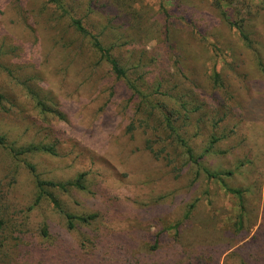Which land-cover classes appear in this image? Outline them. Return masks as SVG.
I'll return each instance as SVG.
<instances>
[{"label":"rangeland","instance_id":"374dc122","mask_svg":"<svg viewBox=\"0 0 264 264\" xmlns=\"http://www.w3.org/2000/svg\"><path fill=\"white\" fill-rule=\"evenodd\" d=\"M63 1L67 13L51 0H0V136L7 139V147L0 145V196L7 214H34L38 224L45 214H60L49 202L34 206L38 192L26 166L32 164L42 179L55 182L88 174V191L59 196L67 212L101 217L94 231L101 257L90 263L92 255L76 256L84 264L114 262L130 248L149 255L155 235L180 221L192 204L200 221L214 218L232 230L239 202L223 182L250 191L242 236H253L264 208V0ZM73 18L114 47L113 56L126 68L140 64L152 72L162 81L161 92L180 99L191 114L171 99L168 110L180 114L168 115L158 105L142 108L125 83L113 81L109 66L99 64L101 55L71 24ZM215 70L222 85L213 82ZM32 92L65 119L45 117ZM193 92L205 101V111L195 112ZM212 136L220 141L203 163L213 173H234L222 182L208 179L179 142L181 137L199 156ZM39 143L55 145L58 155L17 159L11 153V147ZM125 214H144L147 241L139 242L138 229L122 222ZM174 240V231L162 236L156 264H213L218 253L220 264L242 260L243 252H225L213 238L199 246ZM57 252L49 259L25 254L11 263H75L66 251Z\"/></svg>","mask_w":264,"mask_h":264},{"label":"trees","instance_id":"16d2710c","mask_svg":"<svg viewBox=\"0 0 264 264\" xmlns=\"http://www.w3.org/2000/svg\"><path fill=\"white\" fill-rule=\"evenodd\" d=\"M51 3L56 4L60 10L67 13L63 0H51ZM165 15L167 19L170 18L168 10L165 11ZM71 24L81 35L89 39L93 49L101 55L99 64L105 63L109 66V72L111 73L113 81L115 83H125L134 97L140 101V105H143L142 108L145 106L147 109L155 110L156 105H158L159 109L163 110L168 115L180 114L179 109L168 110L166 103L168 99H171L172 101H175L177 105H181L182 109L188 110L186 104H178L180 99L176 97L174 98V96H171L169 93L161 92V88L163 87L161 84L162 81L151 78L152 72H145V67L143 65L137 64L133 67L126 68L120 58H115L113 56L112 51L114 47H107L102 42L100 38L101 35H96V32H91L86 29L80 19L73 18ZM237 29L241 31L243 38L248 41V37L243 33L241 28ZM151 63L153 64L152 61ZM213 82L216 85H222L220 84V74L217 70L214 71ZM36 93L32 92V96L37 103L38 109L45 117H48V115H54L62 120L65 119V116L61 112L55 109L54 106L47 101H43L40 94ZM188 93H190L189 96H191V90L190 92L188 91ZM193 95L197 99L195 112L199 113L201 110L205 111V101L201 100L199 96H196L197 94L195 92H193ZM181 99L184 100V97L181 96ZM190 114L191 112L188 110L187 115ZM146 115L149 117L147 113ZM202 120H204L203 117ZM144 121L145 120L143 119V122ZM173 123L174 120L167 117V125L175 132L176 128ZM218 125H220V121H217L214 127L216 128ZM6 140V136H0V145L7 147ZM179 140L183 148L186 149L188 160L198 166L208 179L211 181L217 180L222 182L223 177H233V172L225 174L219 172L213 173L204 166L203 158L205 157V154H208L213 150L220 141V138L212 136L209 142V148L204 151V154L199 156L196 155L194 147L188 145L181 137ZM10 149L13 157L17 159L32 153H45L52 156L58 155L55 145L45 143L11 147ZM152 153L156 152L152 150ZM26 166L34 176L37 187L38 196L36 197L34 206H39L43 202H49L53 207V210L58 211L60 214H45L44 217H41L42 221L38 224V222L33 221V219H35L33 217L34 214H7L8 205L0 196V264H12L11 262L13 261H20V257H25V254H28L30 259L42 255L44 259H49L52 255L55 256L59 250L67 252L66 257H71L75 261V263L73 262L72 264H84V261L81 258L75 260L76 256L79 257L83 254H87V256L92 255L94 261L91 260L90 263L99 260L101 256L97 252L98 250L96 247L100 238L94 236V231L98 227V223L101 221L100 215L86 214L78 216L71 214L65 210L64 204L59 197L62 193H69L72 189L82 192L88 191V174H80L74 181L70 182H55L53 180L42 179L34 165L27 164ZM222 187L228 195L234 196L239 202V213L236 215L232 230H227L229 228H223V223L217 222L214 218L200 221L195 214H192L195 208V204H192L180 221L173 225L171 224L167 228H162L161 231L155 235V239L149 249H147L149 255L142 256L140 252L135 254V249L130 248L127 255H123L125 262H123V257L120 256L118 260L114 262L102 259L101 264H156L153 255L158 254L160 251L159 247L162 236L171 231H174V241L176 243H189L191 245L199 246L200 244H204V242L205 244H207V242L210 243L209 240L213 238L214 242L211 241V243L225 245V252L232 249H235L238 252H243L240 264H259L262 260L264 263V208L262 214H260L261 221L259 222L254 235L251 236V234L248 233L246 236H242L247 232L245 228L247 211L244 200L245 196L250 191L230 188L224 182ZM212 204L211 201L210 205ZM113 215L119 216L122 214ZM231 217L232 214L227 215L226 220H230ZM122 222L129 230L135 228L138 229L139 242L147 241L146 229L149 227L147 226V218L144 214H125ZM36 235L40 239L39 242L38 240L36 241ZM72 236H75V238L72 239ZM131 241L132 239L130 237L125 239L126 243H131ZM78 243L80 247L78 246ZM45 253H47V257L44 256ZM218 257L219 259L217 263L216 261L213 263L212 259H214V257L212 256L210 262L213 264H220L219 260L221 259L222 254L218 253ZM167 259H169V257H167ZM41 261L42 260H37L35 263L39 264ZM68 262L69 258L65 259L63 263L65 264Z\"/></svg>","mask_w":264,"mask_h":264}]
</instances>
